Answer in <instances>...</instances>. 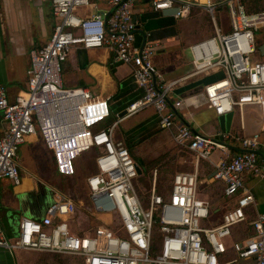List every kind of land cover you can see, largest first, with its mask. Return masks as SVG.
I'll use <instances>...</instances> for the list:
<instances>
[{"label": "built area", "instance_id": "1", "mask_svg": "<svg viewBox=\"0 0 264 264\" xmlns=\"http://www.w3.org/2000/svg\"><path fill=\"white\" fill-rule=\"evenodd\" d=\"M138 1L150 3L156 12L176 9L172 15L176 19L196 9L207 14L212 35L187 47L189 74L165 80L151 60L161 48L160 42L146 40L142 46L136 45L132 9ZM223 3L229 23L224 32L216 23L212 0H106L105 11L98 10L94 0H52L57 22L50 40L29 52L25 90L10 101L0 85L4 122L0 179L20 183L18 149L27 136L39 135L51 153L55 172L67 179L76 176L78 161L91 154L94 170L80 183L89 208L78 219L84 204L74 197L57 196L40 220L20 218L13 237H7L0 225V249L74 256L82 264H234L243 260L264 264V214L251 222V235L230 247L225 245L232 227L246 221L245 209L252 201L243 187L245 175L264 178V161L256 153L264 146L260 134L235 137L245 151L213 164V180L222 183L225 197L240 190L245 193L217 225L200 227V220H208L210 213L208 203L197 197V165L215 150H224L223 141L228 137L220 132L212 138L195 133L182 121L181 102L169 101L183 81L211 78L202 85V92L213 114H233L235 109L241 114L246 107L258 106L264 133V57L250 59L258 47L255 33L264 28V9L249 11L244 0ZM76 8L96 11L79 15ZM74 48L112 51L114 62L127 65L133 82L142 90L109 125H104L111 115L108 99L63 87L62 64ZM148 107L155 110L159 129L174 130V143L192 154L195 168L176 173L162 191L156 188L154 171L144 199L132 185L138 165L124 142L114 139V131L121 121ZM99 215L109 220H99L84 231ZM74 220L78 226L71 232L69 221ZM88 231L91 233L86 235ZM226 254L233 257L224 261Z\"/></svg>", "mask_w": 264, "mask_h": 264}, {"label": "crops", "instance_id": "2", "mask_svg": "<svg viewBox=\"0 0 264 264\" xmlns=\"http://www.w3.org/2000/svg\"><path fill=\"white\" fill-rule=\"evenodd\" d=\"M205 1L199 0L200 3ZM212 1L223 3L225 0ZM245 1L246 5L250 6L249 0ZM94 2L98 10H107L106 0H94ZM132 10L137 23L136 30L143 31L147 41L160 42L161 48L154 53L151 60L162 77L165 80H172L189 74L191 57L190 61H186L183 57L184 48L178 40L174 25L176 18L154 11L151 4L145 1L136 2ZM95 11L84 9L77 13L85 15ZM56 22L57 19L52 13V0H0V85L6 89L10 101H15L17 96L25 90L29 52L40 49L50 40ZM135 40L136 45H141L142 35L137 33ZM64 77V89L80 88L100 99H108L110 110L117 113V118L129 103L142 95V90L136 86L130 76V68L127 65L115 63L112 51L104 48L72 49L64 62ZM207 79L196 77L183 81L174 89L169 101L170 103L181 102L178 111L183 116L182 121L186 122L193 131L206 137H214L218 132H222L219 129L217 117L208 108L202 92V85ZM234 115L235 113L232 114L228 132L223 133L228 137L223 141L225 149L215 150L208 160H200L197 165L200 188L204 186L208 192L205 198L200 199L208 203L210 226L217 225L223 214L236 207L237 200L245 193L240 190L233 197H225L222 183L213 180V164L239 153L236 149L242 148L235 137L262 133L258 106L246 107L241 114L238 111L237 118ZM130 118L121 121L117 127ZM213 120L217 130L211 125ZM113 121L115 120L110 115L104 125H109ZM157 122V114L148 116L140 114L138 120L124 128V138L120 141L124 142L134 160L136 157L132 147L151 135H158L161 129ZM3 127L4 122L0 117V130ZM169 132L172 136L174 130ZM159 149H161L160 145L154 144L151 147L150 162L160 157L154 155V150ZM261 154L264 157V152ZM17 165L20 176L18 185H12L8 180L0 179V225L7 237H13L16 234L20 218L40 220L54 199L65 195L57 190V177L60 175L55 172L51 153L46 149L39 135H29L25 138L17 152ZM157 165L158 163L152 167L156 174L157 168L154 167ZM194 168L193 161L191 171ZM71 179L65 178V180ZM243 187L246 194L252 197V201L245 209L246 221L232 227L230 234L233 237L232 243L242 241L251 235V222L259 214H264V178L246 174ZM83 217H85L83 213L77 214L78 219ZM101 217L104 219L107 216L99 215L97 218ZM103 219L99 220L104 221ZM230 236L226 238V242L229 241ZM20 254L0 249V264H21ZM225 256L227 257L228 254ZM230 256L233 257L231 254ZM234 264L253 263L250 260H243Z\"/></svg>", "mask_w": 264, "mask_h": 264}, {"label": "rangeland", "instance_id": "3", "mask_svg": "<svg viewBox=\"0 0 264 264\" xmlns=\"http://www.w3.org/2000/svg\"><path fill=\"white\" fill-rule=\"evenodd\" d=\"M215 7L216 8L214 10V16L217 25L221 28L223 32L229 30L227 8L225 4L219 2L216 3ZM261 8L264 9V2ZM79 10H84V9L76 8L74 12L77 13ZM174 25L177 30V36L179 38L178 40L184 48L183 57L185 58L186 61H190V57H191L186 49L187 46H189L194 42L210 37L213 31V27L210 23L209 17L201 10H195L185 18L175 19ZM255 38H256L257 46L264 44V28H261L255 33ZM260 56L261 53L257 49L253 54H251L250 59L252 62L259 61ZM62 68H63L62 81L64 87V81H65L64 63L62 64ZM210 79L211 78H208L207 81H209ZM234 113H235L234 117L237 118L238 110L235 109ZM140 114L148 116L151 114H156V112L152 107H148L140 111L139 114L133 116L126 122L121 123L118 127H116L114 131V139L122 140L124 138V132H125L124 128L129 126L130 123H134L136 120H138ZM117 116H118L117 113L111 112V118L113 120H116ZM211 125L215 130H217V126L214 120L213 122H211ZM152 136L153 135L147 137L146 139L138 142V144L132 147L134 156L136 157V160L134 161L137 163L138 169L140 170V173H138L137 176L134 179H132V185L134 189L137 191V193L144 199H147L149 195L151 189V183L153 180V168L148 167V164L150 163L149 159H151L149 151L154 144L160 145L161 148L158 151L154 150L155 153L154 155L160 156V161L158 162V165L154 167L157 168L156 188L159 191H162L165 187H169L171 183V179L176 173L190 172L194 160L191 153L182 149L180 146L174 143V141L172 140V136L168 130H161L158 135L153 137ZM259 141L261 144L264 143V133H260ZM260 150L261 152H264V146H262ZM84 164L86 165V167H83ZM92 164L93 162L91 160V154L84 155V157L77 163V174L74 178H72L71 180H65V177H61V176L57 177L58 180L56 184L57 190L63 192L67 196L70 195V197L72 198L74 197L75 199L81 201L84 204L85 207L84 210L83 208H80L78 214L79 213L84 214V211L88 212L86 208H89V204H87L85 190L82 188L80 183L83 177L88 172H92L94 170ZM62 178L64 180L61 181ZM207 193L208 192L206 190V187L203 186V188H200V184L198 183L197 197L199 199L205 198ZM99 219H103V218L102 217L98 218V220L94 218L93 220H91L89 225L85 226L84 231L89 230V228H94L97 224H99ZM103 220L107 222L109 218L104 217ZM77 226L78 224L75 220L73 222L69 221V228L71 232H73V229H76ZM199 226L203 228L212 227L209 224V219L204 221L200 220ZM78 232L81 233V231ZM90 233L91 232L88 231L86 235ZM78 235L83 236V234H78ZM232 238L233 237L230 236L229 241L228 242L225 241V245L227 244L231 246ZM18 253H21L20 254L21 264H82V262L77 257L74 256L53 255V254H44V253L40 254L36 252H18ZM230 257L231 256L228 255L224 259V261L229 260Z\"/></svg>", "mask_w": 264, "mask_h": 264}, {"label": "water", "instance_id": "4", "mask_svg": "<svg viewBox=\"0 0 264 264\" xmlns=\"http://www.w3.org/2000/svg\"><path fill=\"white\" fill-rule=\"evenodd\" d=\"M176 12V9H172V10H167V11H162L163 15H166V16H171L173 15L174 13ZM141 34L142 35V38H143V42L141 44V46L145 43L146 41V35L143 31H139V30H135V34ZM257 49L259 50V52L261 53V56L264 57V44L262 45H259L257 47ZM124 111H122L121 114H123ZM231 119H232V113H229V114H225V115H222V116H218L217 117V121H218V125H219V129L222 133H227L228 130H229V127H230V123H231ZM185 124H187L185 122ZM188 125V124H187ZM189 126V125H188ZM190 127V126H189ZM191 128V127H190ZM195 132V131H194ZM196 133V132H195ZM221 139V138H220ZM225 146V145H224ZM237 152L241 153V152H244L245 150L244 149H236ZM257 155L264 161V157L263 155L261 154L260 151H257L256 152ZM138 173H140V170L138 169L137 170Z\"/></svg>", "mask_w": 264, "mask_h": 264}, {"label": "trees", "instance_id": "5", "mask_svg": "<svg viewBox=\"0 0 264 264\" xmlns=\"http://www.w3.org/2000/svg\"><path fill=\"white\" fill-rule=\"evenodd\" d=\"M245 1V0H244ZM250 6H247V9L249 11H254V10H260L262 9L261 6L263 4V2L259 1V0H249ZM130 152V151H129ZM160 161V157L158 159H156L155 161H152L148 164V167L152 168L153 166H155L158 162Z\"/></svg>", "mask_w": 264, "mask_h": 264}]
</instances>
